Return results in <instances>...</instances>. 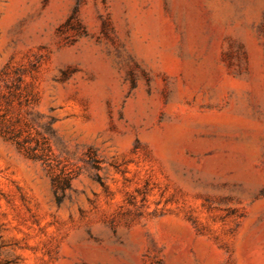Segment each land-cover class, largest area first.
<instances>
[{"label": "rangeland", "instance_id": "374dc122", "mask_svg": "<svg viewBox=\"0 0 264 264\" xmlns=\"http://www.w3.org/2000/svg\"><path fill=\"white\" fill-rule=\"evenodd\" d=\"M0 264H264V0H0Z\"/></svg>", "mask_w": 264, "mask_h": 264}]
</instances>
